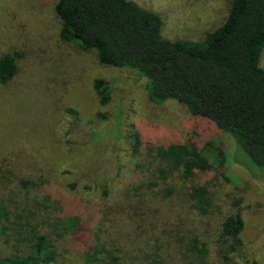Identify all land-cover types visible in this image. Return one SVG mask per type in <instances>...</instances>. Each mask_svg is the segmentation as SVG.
<instances>
[{"label":"rangeland","instance_id":"obj_1","mask_svg":"<svg viewBox=\"0 0 264 264\" xmlns=\"http://www.w3.org/2000/svg\"><path fill=\"white\" fill-rule=\"evenodd\" d=\"M131 1L160 16L165 38L199 42L231 0ZM60 29L54 0H0V57L14 55L16 64L12 80L0 84V201L14 222H0L1 255L27 250L17 223L49 229L50 219L33 215L40 199L21 185L44 175L89 232L80 245L57 239V264H100L89 255L96 244L120 264H264V178L235 163L232 139L176 102L151 103L135 71L104 66L94 51L61 41ZM259 64L264 69V49ZM96 78L108 84L105 106ZM168 142L204 149L209 167L181 178L154 158ZM206 144L223 150V167ZM196 186L207 189V214L188 197ZM235 212L244 227L231 249L220 224ZM22 230L26 236L29 228Z\"/></svg>","mask_w":264,"mask_h":264},{"label":"trees","instance_id":"obj_2","mask_svg":"<svg viewBox=\"0 0 264 264\" xmlns=\"http://www.w3.org/2000/svg\"><path fill=\"white\" fill-rule=\"evenodd\" d=\"M54 13L61 23V41L94 51L104 66L135 71L145 80L151 103L176 102L191 116L228 135L234 143L235 163L264 178V69L259 64L264 49V0H231L222 23L199 42L165 38L160 16L131 0H54ZM15 73V56L0 57V84L11 81ZM92 85L100 105L108 104L107 82L96 78ZM205 149L219 167L224 166L222 149L211 144ZM243 155L258 171L243 161ZM154 158L186 180L209 167L205 150L194 144L163 143L154 149ZM224 179L229 181L227 176ZM21 185L32 198L40 199L33 215L50 219L49 229L17 223V235L27 243V250L21 255L0 253V264H57L55 241L66 237L80 245L89 232L81 218L69 211L62 199L66 197L49 189L44 175L25 179ZM188 197L200 214L209 212L211 201L204 186L193 187ZM0 222L14 224L1 201ZM25 226L29 230L22 236ZM243 227L240 212L221 222V237L232 241L231 249L240 244ZM195 249L206 253L204 247ZM89 250L95 263L120 264L102 245Z\"/></svg>","mask_w":264,"mask_h":264}]
</instances>
